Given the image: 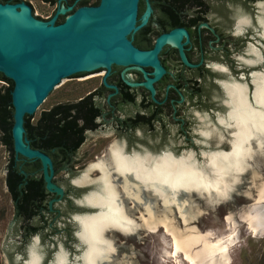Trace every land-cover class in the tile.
<instances>
[{
    "label": "clouds",
    "instance_id": "9594fccd",
    "mask_svg": "<svg viewBox=\"0 0 264 264\" xmlns=\"http://www.w3.org/2000/svg\"><path fill=\"white\" fill-rule=\"evenodd\" d=\"M205 2L209 12L204 16L211 22L215 15L211 11L212 0ZM225 7L231 21L228 35L243 46L239 55L235 51L229 53L234 66L225 71L234 79L236 88L232 103L217 108L223 109L225 115L231 113L228 122L216 120L215 112L212 113L218 134L196 133L193 137L191 128L184 131L178 121L175 125L157 121L149 129L156 135L146 138L137 126L138 135L123 154L109 153L104 157L105 170L97 168L93 176L97 183L90 187L102 198L93 212L106 222L93 228L69 217L54 225L56 231L48 240L39 231L30 233L26 241L23 231L15 237H0V264H139L142 253L134 245H126L130 237L139 240L146 231L139 219L144 204L155 205L154 211H164L166 200L206 204L207 193L198 187L201 180L219 182L221 188L237 179L242 183L247 175L245 165L250 170L253 160L264 162V104L256 103V86L252 82L253 72L264 73V0H228ZM199 11L198 6L190 9L189 19ZM141 114L148 115L147 111ZM211 152L229 154L228 158L221 157L222 171L211 163ZM129 183L141 197L136 202L126 195ZM172 207L175 211L176 205ZM113 209L122 210L121 214L114 215Z\"/></svg>",
    "mask_w": 264,
    "mask_h": 264
},
{
    "label": "rangeland",
    "instance_id": "374dc122",
    "mask_svg": "<svg viewBox=\"0 0 264 264\" xmlns=\"http://www.w3.org/2000/svg\"><path fill=\"white\" fill-rule=\"evenodd\" d=\"M24 1L29 2L33 6L35 16L42 20L53 18L55 13L62 8V3L61 5H52L43 0ZM97 1L98 0H92L91 4ZM232 2L235 3L237 0H232ZM219 11L220 9L217 6L212 9L215 15L211 23L217 24L222 21L225 28L224 30L228 31L231 27V21L226 22V18L221 16ZM135 32L136 30L130 33L131 37ZM223 43L224 42L221 41L219 45L221 46ZM226 46L229 47L230 51H235V53L239 55L243 45L241 41L239 42V40H234L232 38V44L226 43ZM209 48L212 50L210 46ZM220 54H222V52ZM193 55H196V53H193ZM215 61H219L227 67L230 64V61L224 55H221V57ZM102 73L103 75L94 72L93 74H76L69 78H65L62 83L51 92L40 109L33 115L32 122L36 123L43 111L49 110L58 103L77 102L91 92L99 89L104 82L103 80L106 74L105 72ZM216 77L217 79L230 80L231 75L226 72L218 74ZM241 77L243 78V76ZM109 79L110 73L106 77V82H108ZM211 82L212 79L207 78L205 82L207 93H191L190 87L183 90L186 96L178 103V108L173 107L175 103L171 100L174 97V93L172 92V87L169 88V86L172 85L166 87V93L162 92L164 96L158 95L157 89H155V97L157 100L164 101L166 99L162 103V110L165 112V124L171 121V124L175 125L178 121L180 125L183 124V128H185L186 131L191 128L193 137H195L196 133L203 136L202 132L209 130L214 131V134H218V128L215 126L212 119V113L215 112L216 120L226 118L223 109L217 110L222 103V99H224V94L220 87L212 86ZM226 82H234V79ZM0 85H7V83L0 81ZM109 88L113 89L111 87ZM168 88L169 91L167 93ZM111 94L114 93L108 92L106 98L101 100L105 109V116L98 120L100 126L97 130L87 133L85 142L78 151L79 161L76 162L75 168L73 169L75 171L74 174H72L69 167H66L62 169L58 175L53 177V180L58 179L62 182L60 186L63 187L65 191L67 188V180L72 181L73 178L76 180L80 178L89 166L110 153L109 149L114 143L123 145L126 148L138 135L136 131H134L136 134L133 135V130L127 131L125 127L121 128V121L125 119L128 113L136 111L137 108H135V106L123 107L115 111L112 115L108 105L114 99L115 94L110 97V101L108 102ZM167 96L169 98H167ZM141 97L142 93L138 94L137 102L141 101ZM214 100L215 102L218 100L219 106L215 108H213L212 105L206 106L205 103H210ZM157 127H159V123ZM164 131L167 133L168 129L165 128ZM173 131H175V128H173ZM143 132L146 138L156 135L155 132H149V129H143ZM1 135L2 133L0 131V138ZM181 142H183L182 139ZM203 142L206 143V141ZM10 158L11 154L8 148L0 140V237H15L23 231L24 240L26 241L29 234L25 233L24 225L27 222L17 217L14 202L6 184L7 167ZM245 171H247V175L243 176V182L241 183L240 180H238L225 198L221 200L212 199L207 195L206 204L202 201L200 203L194 200L187 201V212L196 213L194 218H190V222L187 225L184 224L178 209L176 208L174 211L172 206L170 208L165 207L164 211L155 210V217L168 216L171 224L181 231H185L188 227L195 226L198 232L206 235L208 234L213 241L233 235V244L229 248L230 264H264V230L260 234L255 235L247 225L250 213L256 211L264 213V201L257 200L259 189L264 184V162L259 159L253 160L250 165V170L248 165ZM94 175L95 170L91 172V179L93 181L91 184L78 185V191L74 193L77 194L76 197L74 196L77 200L83 199L84 195L87 193L96 192L95 189L90 187L97 183L95 182L96 179H93ZM233 193L238 194L234 197ZM54 206L66 209L67 204L58 200L52 203V207ZM153 209H156L155 205H153ZM137 211H139V209H137ZM91 212H93V209L89 207H78L74 210H67L66 216L59 221L67 220L73 213ZM177 212L178 216L176 214ZM139 219L141 220V216ZM34 223L38 224L39 219L34 220ZM21 226H23V228H21ZM39 232L45 240H48L52 233L50 229L46 227L39 230ZM173 243L172 234L166 232V229L162 226L153 232L146 230L139 240H137L136 236L130 237L127 240L126 246L134 245L135 248L142 253L139 264H189L183 253H180L177 257L173 255Z\"/></svg>",
    "mask_w": 264,
    "mask_h": 264
},
{
    "label": "water",
    "instance_id": "95a60500",
    "mask_svg": "<svg viewBox=\"0 0 264 264\" xmlns=\"http://www.w3.org/2000/svg\"><path fill=\"white\" fill-rule=\"evenodd\" d=\"M139 1L100 0L97 5H81L77 8L74 5H62L49 20L35 16L33 6L24 0L0 2V73L14 82L11 92L14 151L17 157L21 155L28 160L41 161L46 187L59 199L64 197L65 189L53 180L55 168L52 158L44 151L33 148L25 137L26 116L34 115L51 92L72 75L105 68L108 72L103 81L108 87L114 88L106 82L113 65L154 66L155 76L151 78L146 73L147 81L144 85L155 94L153 82L165 72L158 59L161 47L166 43L178 45L187 31L177 28L162 34L152 50L137 48L130 39V33L139 29ZM149 14L150 9L144 16V22ZM62 15H66L65 20L57 23ZM129 84L136 85L132 82ZM88 194L77 201L87 205L85 197ZM55 201H50L51 209ZM85 214L94 212L76 213L72 218L77 219L76 216Z\"/></svg>",
    "mask_w": 264,
    "mask_h": 264
},
{
    "label": "flooded vegetation",
    "instance_id": "af4514ba",
    "mask_svg": "<svg viewBox=\"0 0 264 264\" xmlns=\"http://www.w3.org/2000/svg\"><path fill=\"white\" fill-rule=\"evenodd\" d=\"M64 1L66 2L65 4L62 2L61 3L67 7L70 5H74V8L80 6L78 5L79 0H76L73 4H70L68 0ZM99 2L100 0L88 5H97ZM227 2L228 0H212V9H214L216 6L219 7V13L221 16L226 18V22H230L228 19L229 11L225 7ZM61 3L57 2L54 5H61ZM194 6H198L200 11L195 12L194 18L189 19V10L193 9ZM148 9H150V14L147 15V21L144 22L146 20L144 16ZM169 11H173L175 13L173 14V17L169 16ZM208 12L209 4L206 3L205 0L139 1L137 17V25L139 26V29H137L135 34L130 37L133 44L137 48L141 50H152L156 45L158 37L162 34L169 33L177 28H183L187 31V34L185 33L181 37L180 43L178 45L166 43L161 47L158 54V59L160 66L165 72L158 80L153 82L154 89H157V94L160 96L164 94L162 92L166 93L167 86L172 85L174 97L171 100H173L175 103L173 106L174 108H178V103L180 100L185 98L186 94L183 90H186L187 87H190L189 89H191V93H207L205 86L207 78L212 79V86L221 88L224 94V99H222L221 105H227L226 101L228 99V95L226 94V89L225 86H223V83L233 80V78L230 77V80L217 79L216 76L218 74L226 73V71L221 69L220 66H227H225L223 63H220L219 61H216V63H212V61H215L216 59H219L221 55H224L230 61L228 67L234 66L233 61L229 58L230 49L228 46H226V43L232 44L233 37L228 35V31L224 30L225 28L222 21L217 24H212L208 19H206L204 13ZM221 41L224 43L220 46L219 42ZM209 46L212 47V50H210ZM251 46L252 45L250 44L249 48H251ZM221 52L222 54H220ZM193 53H196V55H193ZM240 58L242 60L245 59L243 56ZM206 62L207 68L205 67ZM216 65H218L219 68L216 67ZM155 70L156 69L154 66H141L136 64L129 66L113 65L110 72V79L107 83L114 86V88L110 89L105 84V82H103L99 89L86 96L90 97L102 108L101 114L95 117V126H92L90 123H88L85 129L86 137L89 131L98 129L100 126L98 120L105 116V109L101 100L106 98L108 92L115 94L114 99L108 105L111 114H114L115 111L120 110L123 107L135 106V108H137L136 111L128 113L125 119L121 121V128L125 127L127 131L133 130V135L136 134L134 131L137 126H140L141 129L147 130L150 129L157 121L165 124V112L162 110V103L164 101L157 100L155 94L153 95L152 91L144 85V82L147 81V75L151 78L155 76ZM102 72L107 73L108 71L107 69L103 68L94 73ZM186 72L189 74L188 76L185 75ZM100 75H103V73ZM198 77L199 79H197ZM241 79L243 78L241 77ZM129 82L135 83L136 85H130ZM141 93L142 100L137 102V96ZM86 97L82 98L81 100L85 99ZM167 98L169 97L167 96ZM217 101L218 100L215 102L214 100L205 104L207 107L212 105L213 108H215L219 106ZM144 111H147L148 115L141 114ZM183 130L186 131L185 128H183ZM78 151L73 155L72 159L64 165L62 169L69 167L72 171V174H74L75 171L73 169L75 168L76 162L79 161ZM60 171L58 173L55 171V176L58 175ZM55 180L61 182L58 179ZM75 180L76 179L73 178L72 181L74 182L69 180L66 181L67 188L62 199H59V197L56 195H52L48 200V205L52 199H56V201H63L67 204L66 209L55 206L52 209L50 207L48 209L44 208L42 214L44 215L43 218L42 216L41 219L38 218L39 223L40 220H42V222L46 224V228L50 229L52 232L56 231L54 225L60 219L66 216L67 210H74V208L76 209L78 207H88L87 205L80 204L75 198L77 194H74V192H71L69 189V187L78 189V185L76 184ZM74 214L76 213H73L70 217L72 218Z\"/></svg>",
    "mask_w": 264,
    "mask_h": 264
},
{
    "label": "trees",
    "instance_id": "16d2710c",
    "mask_svg": "<svg viewBox=\"0 0 264 264\" xmlns=\"http://www.w3.org/2000/svg\"><path fill=\"white\" fill-rule=\"evenodd\" d=\"M20 1L22 0H0L1 3ZM43 1L52 5L57 2L66 3L64 0ZM68 1L73 4L76 0ZM91 1L79 0L78 5H88ZM168 14L173 17L175 13L169 11ZM65 17L60 16L57 23L63 22ZM0 81L7 83V85H0V131L2 133L0 140L11 154L7 167L6 184L14 202L16 215L28 223L24 225V230L25 233L30 234L46 227L42 220L38 224L34 223V220L41 219V216L43 218L44 208L50 207L49 198L56 194L46 187L41 161L39 159L28 160L21 155L18 158L14 151L12 138L14 109L11 95L14 82L2 73H0ZM101 112L102 108L90 97L79 102L61 103L43 111L36 123L32 122L33 115H27L25 137L29 139L33 148L44 151L52 158L55 171L58 173L84 143L88 123L95 126V117ZM54 181L61 184V182ZM69 189L74 193L78 191L75 188L69 187Z\"/></svg>",
    "mask_w": 264,
    "mask_h": 264
},
{
    "label": "bare ground",
    "instance_id": "6f19581e",
    "mask_svg": "<svg viewBox=\"0 0 264 264\" xmlns=\"http://www.w3.org/2000/svg\"><path fill=\"white\" fill-rule=\"evenodd\" d=\"M246 62L249 61L246 60ZM124 66H129V64ZM216 67L219 68L218 65H216ZM220 68L225 70L226 67L220 66ZM252 82L256 86V103L264 104V73L254 72ZM149 84L152 85V82L150 81ZM223 84L226 89V94L229 97L226 103L229 105L232 103V96L233 92L235 91L236 84L235 82H224ZM225 116L226 118H220L219 120L227 123L231 113ZM214 133V131L210 130L202 132L203 136H209ZM109 150L113 155L123 154L125 146L114 143V145L111 146ZM210 155L212 157L211 163L219 166L222 171V166L220 165L221 157L228 158L229 154L223 152H211ZM247 166L248 165H245L244 170H246ZM97 168H99L101 171L105 170L104 158H100L96 163L89 166L86 172L75 181L76 184H91L93 182L91 179V172ZM238 180L239 179H237V181ZM237 181L233 183H225L223 188H221L219 182L211 183L201 180L198 187L207 193L210 198L221 200L228 195L229 191L234 187V184ZM95 182H97V180ZM126 195L133 202H136L141 198L139 192L135 190V186L131 183H129V185L126 187ZM101 199V194L96 191L87 195L85 197V202L89 206L99 207L101 205ZM114 200L115 196L113 197V201ZM257 200L264 201V184L259 189ZM173 204L176 205V208L178 209V212L181 215L185 225L190 222V218L195 217L196 213L187 212V201H165L166 208H170ZM143 207L145 213L143 212L141 215L142 227H144V229L148 230L149 232H153L163 226L166 229V232L171 233L174 240L173 255L175 257H177L180 253H183L189 264H230L229 248L233 244V235L213 241L210 239L208 234L206 235L198 232L195 226L188 227L185 231H181L171 224L170 218L168 216L155 217L153 205L150 203L144 204ZM121 211L122 210L120 209H113V214L120 215ZM76 218L80 223L90 225L93 228L99 227L101 224L106 222L102 216H99L95 213L76 216ZM247 225L252 233L255 235L260 234L264 230V213L260 211L250 213L247 220Z\"/></svg>",
    "mask_w": 264,
    "mask_h": 264
}]
</instances>
